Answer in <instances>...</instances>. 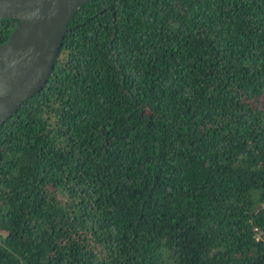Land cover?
Listing matches in <instances>:
<instances>
[{
    "label": "trees",
    "instance_id": "16d2710c",
    "mask_svg": "<svg viewBox=\"0 0 264 264\" xmlns=\"http://www.w3.org/2000/svg\"><path fill=\"white\" fill-rule=\"evenodd\" d=\"M0 264H264V0L81 5L0 127Z\"/></svg>",
    "mask_w": 264,
    "mask_h": 264
},
{
    "label": "water",
    "instance_id": "95a60500",
    "mask_svg": "<svg viewBox=\"0 0 264 264\" xmlns=\"http://www.w3.org/2000/svg\"><path fill=\"white\" fill-rule=\"evenodd\" d=\"M88 0H0V19L16 20L0 45V127L42 90L69 22Z\"/></svg>",
    "mask_w": 264,
    "mask_h": 264
}]
</instances>
